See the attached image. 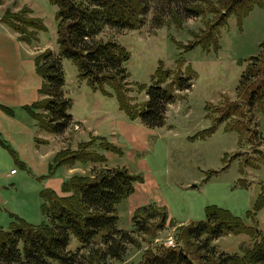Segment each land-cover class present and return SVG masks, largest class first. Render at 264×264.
I'll use <instances>...</instances> for the list:
<instances>
[{"label": "rangeland", "instance_id": "obj_1", "mask_svg": "<svg viewBox=\"0 0 264 264\" xmlns=\"http://www.w3.org/2000/svg\"><path fill=\"white\" fill-rule=\"evenodd\" d=\"M210 1L214 9L203 16L190 17L184 9L187 0H149L140 28H107L100 34L120 43L130 54L124 63L128 72L126 85L120 90H125L132 110L147 98L145 88L151 84L160 62L174 69L181 59L182 69L189 65L195 72L191 87L177 91L174 102L167 106L162 126L149 128L139 118L129 119L119 110L115 95L91 89L78 78L75 64L62 57V92L71 101L69 114L73 122L64 133L56 135L41 130L22 107L42 97L38 92L42 79L35 71L34 56L47 49L58 51L57 7L48 0H0V18L9 11L35 20L31 23L18 18V35L27 42L18 40L15 32L0 21V79L14 85L11 83L18 78V97L11 96L7 89L4 100L0 99L1 104L14 110V115H8L0 109V140L9 144L26 165L21 168L0 144V229L9 227L11 213L30 224L47 222L41 211L42 190H59L67 178L76 174L90 177L104 167H125L130 173L140 174L143 181L115 205L116 228L134 230L132 217L140 207H147L145 212L152 214L165 207L167 222L162 229H156L159 218L142 213L140 218H146L150 231H134L135 241L127 245L123 259L99 258L95 252L103 245L97 238L77 253L85 264H138L151 249L168 247L169 238L174 244H184L178 239L181 227L204 220L208 206L228 210L243 220L245 227L240 234H226L212 243L218 252L246 257L264 235V206L246 217L260 193V184H264V144L259 137L248 138L246 131L256 128L264 137V112L255 107L242 119L231 118L244 125L243 141L236 131L226 130L224 122L210 134H198L211 127L227 100L238 98L236 90L247 59L259 53V44L264 40V0L240 20L234 14L227 16L226 23L218 28L216 50L206 51L198 45L183 52L184 44L206 41L210 27L225 13L220 0ZM172 14L180 20L178 24L172 21ZM2 82L0 88L6 86ZM98 142L102 146L110 142L112 146L106 150L96 147ZM79 150H95L105 158L56 163L49 172L55 154L76 156ZM213 170L217 173L205 180ZM239 178L248 184L247 188L236 185ZM80 245L71 236L67 249L75 252ZM184 246L188 251L192 249L188 244Z\"/></svg>", "mask_w": 264, "mask_h": 264}, {"label": "trees", "instance_id": "obj_2", "mask_svg": "<svg viewBox=\"0 0 264 264\" xmlns=\"http://www.w3.org/2000/svg\"><path fill=\"white\" fill-rule=\"evenodd\" d=\"M48 1L57 7L55 19L58 51L55 53L47 49L42 54L34 56L35 71L42 79L39 88L42 97L22 107L35 120L37 126L45 132L57 135L64 133L73 122L69 114L71 101L65 98L62 92L64 84V73L60 63L62 57L75 64L78 78L85 80L91 89L99 90L108 96L115 95L119 110L129 119L139 118L149 128L162 126L167 106L174 102L177 91L191 87L195 72L189 65L182 69L181 59L176 61L177 67L174 69L165 68L160 62L161 65L159 64L151 78V84L145 88L147 98L132 110L125 90H120L126 85L128 72L124 63L130 54L120 43L100 36L107 28L116 30L140 28L149 0ZM219 3L225 13L213 27H210L206 41L195 40L184 44L183 52L198 45L206 51L216 50L219 47L218 28L226 23L227 16L234 14L240 20L254 5H261L262 0H220ZM184 9L186 16L196 17L203 16L207 10L214 8L210 0H187ZM18 18L22 21L35 22L9 11H5L0 21L18 33V29L21 28L18 25ZM171 19L177 24L180 22L175 14L171 15ZM18 39L27 42L23 35H18ZM259 48L258 54L247 59V65L240 75L236 90L237 100H227L224 108L220 110V116L213 121L210 128L203 130L198 136L203 137L205 133H212L218 124L224 122V128L236 131L243 141L246 135L244 125L237 119L251 114L255 107L264 112V40L259 44ZM106 87L113 92H108ZM1 107L6 113L14 115L12 108ZM232 117L237 119L232 122ZM246 133L250 135L248 138L259 137L264 144V137L256 128L249 132L247 130ZM0 144L12 154L21 168H26L25 163L18 159L17 152L9 144L2 140ZM106 144L107 146H102V142H98L96 147L106 149L112 146L110 142ZM98 157L105 158L95 150H79L76 156L55 154L52 165H49V172L56 163L60 165L74 161L90 162L100 160ZM248 160L245 159L244 164ZM239 171L243 173L241 167ZM216 173L214 170L207 173L205 180ZM141 181L143 179L140 174L130 173L125 167H104L90 177L76 174L67 178L61 184L59 194L50 189L42 190L41 211L48 221L30 224L17 214L11 213L12 221L9 227L5 230L0 229L1 264H85L82 256H77V253L82 248L89 247L97 238L103 245L102 250L95 252L99 258L123 259L127 245L135 241L134 231L142 233L150 231L146 218H140L142 213L150 218L155 215L159 218L156 229H162L168 218L163 206L153 214L145 212L147 207H140L132 217L134 230L128 232L116 228L118 217L115 205L131 195L135 184ZM236 185L248 187L242 178L237 180ZM262 206L264 184L261 183L260 193L252 208L247 210L246 217L250 211L259 210ZM242 227H245L243 220L228 210L208 206L204 220L190 222L181 227L178 233V239L180 237L182 242L192 246V249L188 251L184 244L180 243L172 247L159 246L146 253L138 264H264V235L248 251L246 257L218 252L212 243L226 234H240ZM71 236L81 244L75 252L67 249Z\"/></svg>", "mask_w": 264, "mask_h": 264}, {"label": "crops", "instance_id": "obj_3", "mask_svg": "<svg viewBox=\"0 0 264 264\" xmlns=\"http://www.w3.org/2000/svg\"><path fill=\"white\" fill-rule=\"evenodd\" d=\"M7 26V25H6ZM8 27V26H7ZM9 28V27H8ZM11 29V28H10ZM12 30V29H11ZM15 32V31H14ZM15 34H16V38L18 39V33L17 32H15ZM19 40V39H18ZM0 80H2L3 82H5V84H6V80L5 79H0ZM17 80H18V78H17V76H16V80L14 79L13 80V83H11V84H14V85H7L6 84V86H1V88H0V99L1 100H4L3 98H4V93H6L5 91L8 89L9 90V92H10V95L11 96H14V98H17L18 97V83H17ZM2 82V83H3ZM39 92V91H38ZM1 102V101H0ZM1 106H6V107H9V106H7V105H4V104H1L0 103V109L2 110V111H4L3 109H2V107ZM9 108H11V107H9ZM5 112V111H4ZM6 113V112H5ZM6 114H8V113H6ZM8 115H10V114H8ZM11 172H12V170H11ZM55 192H57V193H60V189L59 190H54Z\"/></svg>", "mask_w": 264, "mask_h": 264}, {"label": "built area", "instance_id": "obj_4", "mask_svg": "<svg viewBox=\"0 0 264 264\" xmlns=\"http://www.w3.org/2000/svg\"><path fill=\"white\" fill-rule=\"evenodd\" d=\"M167 245L171 247L175 245L172 238H169V240L167 241Z\"/></svg>", "mask_w": 264, "mask_h": 264}, {"label": "water", "instance_id": "obj_5", "mask_svg": "<svg viewBox=\"0 0 264 264\" xmlns=\"http://www.w3.org/2000/svg\"><path fill=\"white\" fill-rule=\"evenodd\" d=\"M191 187H195V185H192Z\"/></svg>", "mask_w": 264, "mask_h": 264}]
</instances>
